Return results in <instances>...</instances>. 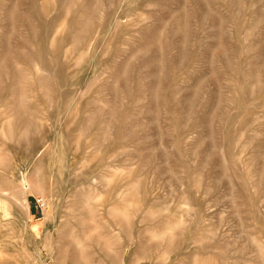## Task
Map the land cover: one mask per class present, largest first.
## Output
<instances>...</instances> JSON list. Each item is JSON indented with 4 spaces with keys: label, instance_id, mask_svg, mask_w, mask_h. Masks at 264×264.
<instances>
[{
    "label": "rangeland",
    "instance_id": "obj_1",
    "mask_svg": "<svg viewBox=\"0 0 264 264\" xmlns=\"http://www.w3.org/2000/svg\"><path fill=\"white\" fill-rule=\"evenodd\" d=\"M0 264H264V0H0Z\"/></svg>",
    "mask_w": 264,
    "mask_h": 264
}]
</instances>
